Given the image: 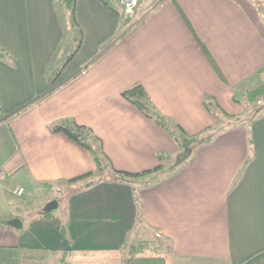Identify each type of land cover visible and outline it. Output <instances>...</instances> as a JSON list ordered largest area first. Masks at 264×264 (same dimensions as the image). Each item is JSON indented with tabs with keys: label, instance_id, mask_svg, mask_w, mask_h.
<instances>
[{
	"label": "crops",
	"instance_id": "obj_1",
	"mask_svg": "<svg viewBox=\"0 0 264 264\" xmlns=\"http://www.w3.org/2000/svg\"><path fill=\"white\" fill-rule=\"evenodd\" d=\"M107 1L75 0L72 26L60 0H0V245L124 264L125 243L158 235L168 264H264V114L171 169L176 137L123 94L143 85L190 136L218 120L207 100L237 113L236 89L264 79V0H158L127 16ZM67 120L90 127L116 169L163 167L72 184L62 217H21L15 185L30 196L97 171L92 150L54 129Z\"/></svg>",
	"mask_w": 264,
	"mask_h": 264
},
{
	"label": "trees",
	"instance_id": "obj_2",
	"mask_svg": "<svg viewBox=\"0 0 264 264\" xmlns=\"http://www.w3.org/2000/svg\"><path fill=\"white\" fill-rule=\"evenodd\" d=\"M102 1H104L105 3H109L107 0H102ZM60 2L63 3L71 13L72 26L77 25L73 14L75 0H60ZM158 4L159 3H157L156 6ZM111 6L112 8L117 10L114 4ZM79 41H81V38L79 39ZM202 47L205 49L206 53H208L204 45H202ZM74 52L75 49L68 56V58L72 56ZM210 59L213 62L217 71L222 76V73L220 72L217 64L214 62V59L211 56ZM261 93H264V84L254 88L253 90L248 91V95L250 99L256 98L257 95ZM123 94L130 100L134 101L147 115L157 119L163 126H165L170 131V133H172L176 137L177 141L180 144L181 151L177 154V156H175L174 162L171 165L172 167L171 169L178 167L184 161H186L191 156L192 152L194 151V148L198 143L210 139L214 134H217V130H214V133H210L209 136L206 137H203V134L190 136L180 125L176 124L173 126L151 105L150 100L147 97V92L144 89L143 85L141 84H136L131 88L126 89L125 91H123ZM205 105L211 112L220 110L224 114H228L223 111V109L220 107L218 103L213 104V102L207 100L205 101ZM251 120L252 119H250L249 122ZM211 127L212 126H209L206 129V131L211 129ZM54 129L64 131L71 138L76 140L80 145L92 150V152L94 153V157L97 163V171L87 172L83 175L70 179V181L78 180L87 176H92L94 175V173L96 174L99 171L106 170L107 177L109 178L111 177L114 179H119L121 181L133 182L130 179H134V177L157 171L163 167V165H159L154 169H148L138 173H132V172L116 169L112 167L111 163L106 159V156L103 155L104 153L102 151V147L94 142V139L97 140L98 137L94 134L93 130L90 127L83 124H79L75 120H67L63 123L56 124ZM160 158L167 159L164 155H160ZM107 177L104 176L100 178L104 179ZM100 178L98 179V181L100 180ZM96 181L92 179L90 182L94 183ZM138 208H140V205ZM41 215L47 218L56 217V215L52 211H42ZM140 216L141 213L139 210L137 216L138 217L137 224L141 222ZM7 226L13 227L10 222L7 223ZM62 231L64 236L68 235V230L65 223L62 224ZM163 242L164 240L160 241V237L156 235L154 239L140 238V239H133L130 242L125 243L122 247V249L124 250L123 263L124 264H168L166 256L160 252V248H161L160 245L163 244ZM45 257L46 256H44L37 249L23 248L19 246L0 245V264H37L38 259L43 260Z\"/></svg>",
	"mask_w": 264,
	"mask_h": 264
},
{
	"label": "rangeland",
	"instance_id": "obj_3",
	"mask_svg": "<svg viewBox=\"0 0 264 264\" xmlns=\"http://www.w3.org/2000/svg\"><path fill=\"white\" fill-rule=\"evenodd\" d=\"M158 0H143L145 3H140L137 5V8H141V5L145 8L146 11L151 10L153 7L156 6ZM142 9V8H141ZM122 12L124 16H127L129 14L133 13H126L122 7ZM69 56V54L67 55ZM254 84H248V86L243 85L241 88L236 89V97L235 100L240 104L239 111L235 114H224L220 110L215 111L216 114L218 113V120L216 124H214L211 129L205 130L204 132H201L200 134H203V137L209 136L210 133H214V130H217V133H220L227 128H230L233 125H239V124H245L249 122L250 119L256 118L258 115L264 114V93L258 94L256 98L250 99L248 92L249 90H253L254 88L264 84L263 80L255 81ZM248 124V123H247ZM216 133V131H215ZM107 177V171H99L96 174L92 176L83 177L78 180L74 181H64L56 183L55 186L48 187L45 185L43 188H46L44 192L41 194H37L36 192L34 194H31L28 196L27 189L25 193L17 197L12 193L13 195V202L16 203L19 202L16 208L20 216L24 217L28 214H36V212H42L44 207L52 200H58V207L52 209L51 211L59 216H63L64 211V201L65 196L70 191L68 190V186H71L72 184L81 183V182H87L92 179L95 181L98 180L100 177ZM149 177V176H148ZM149 178H154V175L150 176ZM101 179V178H100ZM14 188V187H13ZM12 188V189H13ZM19 199V200H18ZM45 256V255H44ZM113 259L111 258H102V256L99 257V255L94 254L93 252L88 253L87 255L81 254V253H67L62 257L61 254L57 255H50L48 257H45L43 260L38 259L37 264H115L116 262H112Z\"/></svg>",
	"mask_w": 264,
	"mask_h": 264
},
{
	"label": "built area",
	"instance_id": "obj_4",
	"mask_svg": "<svg viewBox=\"0 0 264 264\" xmlns=\"http://www.w3.org/2000/svg\"><path fill=\"white\" fill-rule=\"evenodd\" d=\"M118 1L122 5L126 13H133L141 0H118ZM4 173H5L4 170L0 169V178L4 175ZM25 191L26 188L22 184H17L12 189V193L17 197L22 196L25 193Z\"/></svg>",
	"mask_w": 264,
	"mask_h": 264
},
{
	"label": "water",
	"instance_id": "obj_5",
	"mask_svg": "<svg viewBox=\"0 0 264 264\" xmlns=\"http://www.w3.org/2000/svg\"><path fill=\"white\" fill-rule=\"evenodd\" d=\"M58 205H59V203H58V200H52V201H50L45 207H44V211H51L52 209H54V208H56V207H58ZM11 224H13V225H20L21 223L19 222L18 223V220L16 219V220H13V221H11Z\"/></svg>",
	"mask_w": 264,
	"mask_h": 264
}]
</instances>
